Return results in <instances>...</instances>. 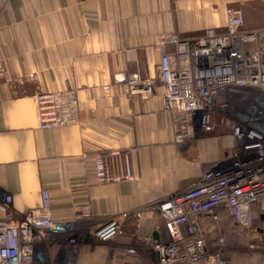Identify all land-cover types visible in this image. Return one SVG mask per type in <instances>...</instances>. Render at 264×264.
Returning a JSON list of instances; mask_svg holds the SVG:
<instances>
[{
  "label": "crops",
  "instance_id": "obj_1",
  "mask_svg": "<svg viewBox=\"0 0 264 264\" xmlns=\"http://www.w3.org/2000/svg\"><path fill=\"white\" fill-rule=\"evenodd\" d=\"M256 1L0 0V203L11 196L15 214L25 215L40 209L45 188L51 217L72 226L37 247L34 264L158 263L155 246L170 236L156 205L196 181L233 144L223 115L213 132L196 130L188 145L176 142L158 68L162 49L175 48H162L163 37L224 31L228 7ZM133 75L152 91L131 92ZM68 87L77 91L80 122L42 128L38 94ZM109 150L120 151L110 158L111 172L130 171L134 181L97 182L96 154ZM87 202L92 220L77 219L75 209ZM123 213L129 217L112 243L79 241L94 224ZM252 214L264 227V200ZM200 224L210 247L220 237L227 246L245 243L227 212L217 221L202 216ZM237 264H264V255Z\"/></svg>",
  "mask_w": 264,
  "mask_h": 264
},
{
  "label": "built area",
  "instance_id": "obj_2",
  "mask_svg": "<svg viewBox=\"0 0 264 264\" xmlns=\"http://www.w3.org/2000/svg\"><path fill=\"white\" fill-rule=\"evenodd\" d=\"M226 15L224 31L208 29L195 37L167 33L162 40V48H175L173 53L162 49L158 68L164 87L161 104L173 117L176 142L188 145L196 130L213 132L214 116L221 114L231 128L233 144L223 159L196 181L156 205L170 236L155 246L157 264H229L227 242L220 237L214 247L209 246L200 224L202 216L217 221L224 211L249 232L264 228L258 227L252 214L253 205L264 200V26L246 27L244 11L238 7H228ZM140 83L147 82L131 76V92L152 91V85L144 88ZM37 99L42 128L80 122L74 88L40 92ZM119 154L118 150L96 154L98 183L135 180L130 171L120 175L111 172L110 158ZM12 202L8 196L0 203L6 212L0 219V264H34L37 247L45 240L72 231L71 224L51 217L48 189L41 192L40 209L28 214L17 216ZM75 210L77 219L92 220L90 203ZM128 217L118 214L94 224L79 241L110 244L123 233ZM250 248L264 249V241Z\"/></svg>",
  "mask_w": 264,
  "mask_h": 264
},
{
  "label": "rangeland",
  "instance_id": "obj_3",
  "mask_svg": "<svg viewBox=\"0 0 264 264\" xmlns=\"http://www.w3.org/2000/svg\"><path fill=\"white\" fill-rule=\"evenodd\" d=\"M245 15V23L246 27L249 28H257L264 26V0H258L253 3H249L247 5L239 6ZM60 91V90H58ZM52 92V91H48ZM219 116L222 118L221 114H216L214 121H219ZM257 222V219L255 220ZM243 234L245 236V243H235L228 244L226 252V256L228 257L229 264H237L238 260L242 258L250 259L252 256H261L264 255V249H251V245H258L261 241L258 240V235L253 232H249L243 229Z\"/></svg>",
  "mask_w": 264,
  "mask_h": 264
},
{
  "label": "water",
  "instance_id": "obj_4",
  "mask_svg": "<svg viewBox=\"0 0 264 264\" xmlns=\"http://www.w3.org/2000/svg\"><path fill=\"white\" fill-rule=\"evenodd\" d=\"M262 233H264V228L263 229H260Z\"/></svg>",
  "mask_w": 264,
  "mask_h": 264
},
{
  "label": "bare ground",
  "instance_id": "obj_5",
  "mask_svg": "<svg viewBox=\"0 0 264 264\" xmlns=\"http://www.w3.org/2000/svg\"><path fill=\"white\" fill-rule=\"evenodd\" d=\"M98 153V152H97ZM263 229V228H262Z\"/></svg>",
  "mask_w": 264,
  "mask_h": 264
}]
</instances>
